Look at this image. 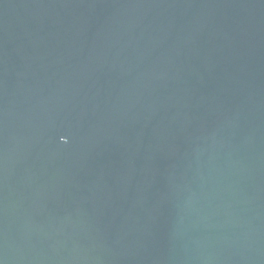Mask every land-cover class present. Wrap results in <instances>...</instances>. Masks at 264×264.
I'll list each match as a JSON object with an SVG mask.
<instances>
[{"label":"water","instance_id":"obj_1","mask_svg":"<svg viewBox=\"0 0 264 264\" xmlns=\"http://www.w3.org/2000/svg\"><path fill=\"white\" fill-rule=\"evenodd\" d=\"M0 264H264V0H0Z\"/></svg>","mask_w":264,"mask_h":264}]
</instances>
